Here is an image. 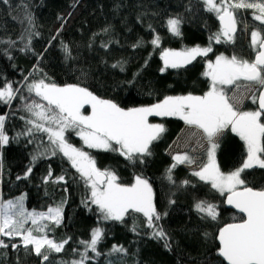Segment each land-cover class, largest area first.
<instances>
[{"label": "trees", "instance_id": "trees-1", "mask_svg": "<svg viewBox=\"0 0 264 264\" xmlns=\"http://www.w3.org/2000/svg\"><path fill=\"white\" fill-rule=\"evenodd\" d=\"M253 11L239 10L235 43L216 44L213 41V52L208 57H197L191 64L161 73V52L164 49L181 51L197 45L206 47L209 37L219 31L216 15L205 9L202 0L0 2V40L15 41L12 46L0 43V87L11 83L19 89L10 105L0 102V115L7 116L5 130L10 138L24 131L27 125L21 117L32 118L25 111V104L35 100L47 105L26 88L27 83L42 78L46 83L60 87L79 84L124 108L151 105L165 96L203 95L210 84L209 78L202 75L208 59L214 61L215 56L221 53L227 56L236 54L249 60L254 58L255 52L250 47L251 32L257 28L264 29V25L254 20ZM26 14L31 15V24ZM170 17L182 19L181 36L168 31L167 20ZM29 33L31 50L21 51L28 43ZM261 34L264 37V32ZM22 35L24 40H21ZM155 35L161 37L158 47L150 43ZM141 39L144 44L134 48L133 45ZM65 45L70 58L64 51ZM118 62H122L123 71L120 66L113 67ZM37 67L40 71L35 70ZM227 91L230 94L232 89ZM255 107L249 100L243 108ZM150 121L164 124L166 131L153 142L152 154L144 157L143 163L131 164L117 152L88 149L73 131L66 132V138L74 147L88 152L96 160L98 168L114 171L120 183L131 184L136 175L149 180L154 204L161 214V219L155 224L168 234L170 249L164 247L162 240L153 238L154 229L147 227L142 213H130L123 222L102 221L96 205L88 200L85 206L83 201L90 197V188L62 153L41 156L33 162V155L39 156L51 147L46 134L20 136L0 150L3 163L0 201L16 200L23 195L28 212H47L49 207L54 208L61 201H66L63 204V221L49 236L57 241L71 239L62 252L51 253L43 264H72V261L80 260V253L84 251L80 241L90 240L95 227H102L105 231L97 245L100 255L89 250L91 259L85 264H220L222 258L217 256L218 230L225 224L240 222L243 217L226 207L227 193L221 195L211 188L210 183L192 176V171L183 165H178L171 172L175 183L169 181L168 169L174 161L168 152L186 125L176 117H151ZM245 155L240 138L226 131L217 151L221 170L227 173L239 167ZM30 166L33 171L29 177L18 180L17 176L23 177ZM49 169L52 178L45 183L44 177ZM60 175H64V181L53 183ZM243 176L249 187L264 188V169H249ZM185 179L192 183L183 186L181 182ZM196 200L217 205V220L202 218L205 214L194 210ZM0 239L9 245L0 247V264H42V258L31 250H25L19 237ZM13 243L18 247L12 248ZM114 245L123 246L126 253L113 252Z\"/></svg>", "mask_w": 264, "mask_h": 264}, {"label": "snow or ice", "instance_id": "snow-or-ice-1", "mask_svg": "<svg viewBox=\"0 0 264 264\" xmlns=\"http://www.w3.org/2000/svg\"><path fill=\"white\" fill-rule=\"evenodd\" d=\"M8 4L9 0H0ZM205 9L214 13L220 22V29L209 37L206 47L199 45L184 48L181 51L164 49L161 52L163 67L160 72L167 69H178L191 64L197 57H208L213 52L212 43H235L237 14L241 9H252L253 18L264 25V0H203ZM29 24L33 22L31 15L26 14ZM180 17L167 20L168 31L174 36H181ZM247 27V25H245ZM151 28V25H149ZM107 31V29H105ZM153 31H155L153 29ZM264 29L257 28L251 32L250 47L255 52L251 60L233 54L223 53L216 55L215 60L208 59L206 70L202 74L209 78L208 91L203 95L191 93L180 96H165L162 100L147 106L121 107L110 99H103L95 95L87 87L79 84H67L63 87L55 83H46L45 79L33 80L26 84L29 93H35L47 105L33 100L24 105L25 111L32 118L25 119L26 128L17 133L16 137H9L5 130L6 115H0V150L10 143L12 139L20 136H34L36 133L47 135L51 147L37 155L32 156L35 162L41 156L62 153L68 159L71 167L80 174L86 187L90 188V197L83 201L85 206L90 200L97 206L102 221L123 222L130 213H142L146 218L147 227L153 228L152 236L164 242L165 248H171L168 243L169 236L163 228L157 227L156 221L161 219L153 199V188L149 180L142 175H136L134 182L123 184L119 182L117 174L109 169L101 170L96 165V160L88 152L74 147L68 142L66 132L73 131L83 143L92 149L117 152L129 163H143L144 157L150 156L151 145L166 131L164 124L151 123L150 117H176L190 128L198 131L190 133V137H197V149L202 150L206 162L198 156L190 155L185 151L173 155L174 163L168 169L169 181L175 183L171 172L178 165L187 164L195 166L191 175L200 181L210 183L211 188L227 193V204L233 206L243 218L238 223H228L219 228L216 239L218 240L217 256L222 258L220 264H264V188L249 187L243 174L246 170L264 169ZM31 34L28 43L21 51L31 50ZM25 36H21L24 40ZM10 46L15 41H3ZM158 47L161 37L155 35L150 41ZM144 44L141 39L133 45L134 48ZM107 47V45H103ZM68 58L71 54L68 46H64ZM11 59V56H9ZM147 63V61L145 62ZM120 66L122 62L114 64ZM36 71H40L37 67ZM27 80V77L25 78ZM241 82H244L243 84ZM224 86L232 89L229 95ZM19 89L11 83L0 87V102L10 105L17 97ZM24 99V97H21ZM245 100H250L256 105L254 109L243 108ZM91 109L90 114H85V108ZM226 131L237 135L244 144L245 157L239 167L227 173L223 172L217 161V151L221 147V140ZM32 141L29 140V143ZM3 168L0 157V170ZM28 167L23 177L27 179L32 173ZM52 178L51 169L44 177L48 183ZM60 175L52 182L64 181ZM190 180H183V186L190 185ZM25 197L22 195L16 200L0 201V237L10 240L16 237L25 250H31L44 261L49 260L52 252L60 253L70 241V237L60 241L50 238L49 233L63 221V204L61 201L56 207H49L47 212H28L24 207ZM175 203V201H170ZM194 210L205 214L202 218L217 220L219 212L217 205L206 200H196ZM167 215V213H164ZM31 221V227H25ZM135 231V227H133ZM105 231L102 227H95L91 231L88 241H80L84 251L80 253V260L72 264H85L91 259L88 251H97V245L103 239ZM207 235V233L205 234ZM9 245L0 239V247ZM12 248L18 245L13 243ZM75 251V250H74ZM113 252L126 253L123 246H113Z\"/></svg>", "mask_w": 264, "mask_h": 264}, {"label": "rangeland", "instance_id": "rangeland-1", "mask_svg": "<svg viewBox=\"0 0 264 264\" xmlns=\"http://www.w3.org/2000/svg\"><path fill=\"white\" fill-rule=\"evenodd\" d=\"M241 83L243 84L244 82H241ZM224 87H225L226 91L229 89V86H224ZM231 94H232V91H231V93L229 95H231ZM248 101L249 100H245L243 107L246 105V103ZM90 111H91V109L86 106L85 114H90ZM149 119H151V117ZM150 122L151 123H155V122H152V121H150ZM197 131H198L197 129L190 128L189 126L186 125L184 130L181 132V134L178 136V138L176 139V141L174 142V144L170 148V150L168 152L169 156L173 157V155H176L178 153L182 154L185 151H187V152H189L190 155L198 156L201 160L206 162V157L202 155V150L193 151V149H197V137H190V133L197 132ZM77 137L83 143V140L78 135H77ZM83 145H85V144L83 143ZM88 149H92V148H88ZM94 150L103 151V150H100V149H94ZM183 166H185L190 171H192L193 168L195 167L194 165L193 166H189L187 164H183ZM28 224L29 225L27 227H31L32 226L31 225V221H29Z\"/></svg>", "mask_w": 264, "mask_h": 264}, {"label": "water", "instance_id": "water-1", "mask_svg": "<svg viewBox=\"0 0 264 264\" xmlns=\"http://www.w3.org/2000/svg\"><path fill=\"white\" fill-rule=\"evenodd\" d=\"M219 21V20H218ZM219 24H220V22H219ZM237 32H238V25H237ZM237 34V33H236ZM227 196H226V200H225V205H226V207L229 209V210H232V211H234V212H236L237 214H239V215H241L242 217H243V214L242 213H240L237 209H235L233 206H231V205H229V204H227ZM218 241V240H217Z\"/></svg>", "mask_w": 264, "mask_h": 264}]
</instances>
